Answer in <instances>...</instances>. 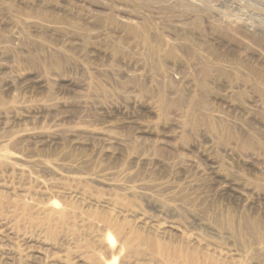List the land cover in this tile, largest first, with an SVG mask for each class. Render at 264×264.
Returning a JSON list of instances; mask_svg holds the SVG:
<instances>
[{"label": "rangeland", "instance_id": "rangeland-1", "mask_svg": "<svg viewBox=\"0 0 264 264\" xmlns=\"http://www.w3.org/2000/svg\"><path fill=\"white\" fill-rule=\"evenodd\" d=\"M0 264H264V0H0Z\"/></svg>", "mask_w": 264, "mask_h": 264}, {"label": "bare ground", "instance_id": "bare-ground-1", "mask_svg": "<svg viewBox=\"0 0 264 264\" xmlns=\"http://www.w3.org/2000/svg\"><path fill=\"white\" fill-rule=\"evenodd\" d=\"M111 240L113 241L114 239L111 237Z\"/></svg>", "mask_w": 264, "mask_h": 264}]
</instances>
